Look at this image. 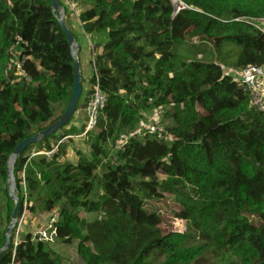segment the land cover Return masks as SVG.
Listing matches in <instances>:
<instances>
[{"label":"trees","instance_id":"1","mask_svg":"<svg viewBox=\"0 0 264 264\" xmlns=\"http://www.w3.org/2000/svg\"><path fill=\"white\" fill-rule=\"evenodd\" d=\"M178 1L185 7L175 11L172 0H79L90 4L79 15L82 30L107 34L92 56L106 101L84 134L89 153L74 147L77 159L69 160L66 141H58L86 128L87 113L79 126L73 117L93 92L92 61L87 78L81 68L70 121L15 161L18 216L54 212V239L77 242L78 264H206L210 255L264 264V112L250 106L248 90L221 63L187 51L201 41L217 54L230 42L240 46L237 68L264 63V33L236 20L264 17V0ZM66 22L74 33L69 15ZM13 47L29 56V80L11 68ZM74 72L50 0H0V247L14 207L7 160L17 143L62 114ZM55 105L63 106L58 116ZM157 108L168 122L136 132ZM121 134L128 138L116 149ZM55 145L49 157L32 155ZM166 194L184 230L166 228L162 214L146 207ZM33 232L21 224L15 245L13 231L0 264H60L50 242L32 239Z\"/></svg>","mask_w":264,"mask_h":264},{"label":"rangeland","instance_id":"2","mask_svg":"<svg viewBox=\"0 0 264 264\" xmlns=\"http://www.w3.org/2000/svg\"><path fill=\"white\" fill-rule=\"evenodd\" d=\"M88 2L82 4L81 7L82 8L84 7L83 9H86L85 7H88L90 5ZM173 2L176 4L178 3L179 6H184L183 3L177 0H174ZM69 22H72V25L74 26L73 31L75 32V35L78 36L76 29L82 26L81 22L77 23V21L73 19L71 16H69ZM255 23L260 28H264V19H261V20L258 19ZM188 48L189 49L187 50V48L185 47V49L189 52V55H191L190 57L221 63V65L224 67L225 72L230 73L234 77L238 75L240 68H237L233 64L240 50V46L235 45L230 42L224 43L220 51H217V54L214 52L213 46L209 42L194 41L193 44L188 45ZM80 61H81V65L83 66L82 57ZM82 68L84 69V67ZM89 70L85 71L86 78L88 77ZM62 108H63L62 105L60 106L55 105L57 116L60 115V113L62 112ZM85 114H86V110L84 111L83 107L77 109V111L74 113L73 122L77 126H79L84 120ZM162 114H163L162 108L154 109L150 113H144V115L147 117V120L145 122L142 121L140 122V124H138L136 132L144 133L145 129L149 125L156 124L161 119L164 121V123H167L168 122L167 118H163ZM64 129H68V126H66ZM62 132L63 130H60L57 135H61ZM84 136L85 135L74 134L72 136H69L70 138H64V141H66L67 143V148H66L67 152L65 156L67 159L76 161L77 156L74 152V147H80L84 151L89 153V147L87 143L85 142ZM68 139H71V141H69ZM146 207L150 208L148 210H158L162 214L164 218V223L166 222L165 224L166 228L178 229V230L185 229L184 222L179 219H174L172 216L171 211L174 209H177L178 204H176V202L172 199V197L169 194H166L165 197H163L162 199L148 200L146 202ZM82 215L86 216L89 219L92 214H87L83 212ZM52 216H54V212L52 214L49 213L48 215L46 214L35 215V214L27 213L24 216L22 224H25L26 229H29L35 232L38 229H41L44 226L45 220L47 221V219H50ZM1 229L2 227L0 228V233H1ZM50 246L55 251V253L58 254V256L60 257V264H78L82 262L80 256L77 253V247H76L77 242L76 241H72L71 243H65L60 240L54 239V241L50 242ZM210 256L209 258H207L206 264H227L226 259L222 257L224 255H221V256L216 255V256H211V257Z\"/></svg>","mask_w":264,"mask_h":264},{"label":"built area","instance_id":"3","mask_svg":"<svg viewBox=\"0 0 264 264\" xmlns=\"http://www.w3.org/2000/svg\"><path fill=\"white\" fill-rule=\"evenodd\" d=\"M61 5L65 10V20L67 16H71L73 19L80 23L79 15L85 10L81 7L82 4L79 3V0H59ZM87 8V7H85ZM264 19V17H250V16H241L236 18V20H245L252 23L255 27L260 29L264 33V28H260L255 23L257 20ZM29 56L25 53H22L21 50L16 47L11 48L10 50V59L9 63L11 68L15 67L16 73L24 76L27 80L30 79L28 73L23 68V64L28 60ZM93 66V73L95 74L94 61L93 57L91 59ZM238 83L244 86L249 92V102L250 106L255 110L264 112V63L262 64H249L244 67H241L238 75L235 77ZM95 83L93 84V92L90 95L89 100L85 106V110L88 116L86 122V128L81 135H84L87 131L92 130L97 122L99 110L104 106L106 101V96L103 91L100 89L98 84V77L95 74ZM150 132L157 131V125L151 124L148 126ZM72 135H67L63 137L58 143L64 141V138H68ZM128 136L126 134H121L118 142L114 145V148L121 149L123 144L126 142ZM57 145H55L51 150L44 151H34L32 155L36 154H45L48 157L56 150ZM23 177V173H22ZM25 215V209L23 210L21 216L18 217L14 231V244L16 245L20 240L21 235V224L23 222ZM55 216H52L50 219H47L46 225L41 229L33 232L32 239L37 238L44 241H54L55 237V227H54Z\"/></svg>","mask_w":264,"mask_h":264},{"label":"water","instance_id":"4","mask_svg":"<svg viewBox=\"0 0 264 264\" xmlns=\"http://www.w3.org/2000/svg\"><path fill=\"white\" fill-rule=\"evenodd\" d=\"M174 1V0H172ZM178 1V0H177ZM180 2V1H179ZM52 10L55 14L56 20L62 30L64 31L68 43L70 45L71 54L74 60L75 72L73 77V88L70 98L67 102V105L62 112V114L52 123L44 127L38 132H35L23 140H21L12 150L6 165L7 171V188L10 199L14 201V207L10 214V222L7 224L5 229V243L2 247H0V254L7 249L11 245L12 233L16 227L18 221V214H19V204H18V196L16 194V180L13 172V167L15 164L16 159L22 153V151L30 144L35 143L49 135L58 131L61 127L65 126L71 119L74 111L76 110L77 103L80 99L82 93V83H81V67L77 58V50L79 49V42L75 37L74 33L70 29L68 23L65 20V10L61 5L59 0H50ZM185 7V5L183 6ZM180 8L179 5L175 7V11Z\"/></svg>","mask_w":264,"mask_h":264},{"label":"crops","instance_id":"5","mask_svg":"<svg viewBox=\"0 0 264 264\" xmlns=\"http://www.w3.org/2000/svg\"><path fill=\"white\" fill-rule=\"evenodd\" d=\"M77 30V39L79 42V49L77 50V58L80 67H84L85 71L90 69V62L92 56L99 53L102 50L103 44L107 40V34L105 31L96 32L92 35L86 34L81 26ZM75 33V32H74ZM83 60V66L81 65V59Z\"/></svg>","mask_w":264,"mask_h":264}]
</instances>
